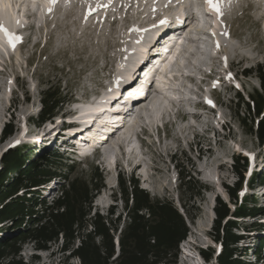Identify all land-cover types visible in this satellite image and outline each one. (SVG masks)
<instances>
[{"label": "rangeland", "instance_id": "obj_1", "mask_svg": "<svg viewBox=\"0 0 264 264\" xmlns=\"http://www.w3.org/2000/svg\"><path fill=\"white\" fill-rule=\"evenodd\" d=\"M195 1L187 0L186 5H179L180 8L176 7L173 12L170 9L172 7L165 10L161 7L163 12L160 13V10H154L155 8L150 6H155L151 2L145 4L147 0H57L54 5L51 4V8L54 6V9L48 17H44L39 6L40 0L38 3L31 1V6L35 9L33 13L28 10L29 0H12L3 5V9H0V23L7 17L19 19L17 23L22 27L19 33L24 41L21 45L17 44L14 50L7 48V44L0 43V172L3 169L1 160L7 151H20L27 155L28 162H33L43 155L55 154L53 151L58 150L54 139L46 132L49 123L38 122L44 91L53 88L66 96L67 102L58 117L69 114L70 107L76 99L82 98V103L75 102V108L80 111L92 108L93 102H87L89 95L96 94L98 99H101L110 91L98 85L105 83L104 76L113 70L117 76L124 75V67L136 52L138 45L157 30V25L165 21L167 16L186 14L184 11L192 7V2L198 3ZM233 1L235 6L222 18L215 14L207 18L203 14V22L206 19L213 24L209 27H213L211 31L215 37L206 34L204 37L207 40L195 42L196 44L188 37L183 38V44L191 45L194 52L199 48L203 51L201 45L207 48L206 45L210 43L212 47L207 50L210 49L211 56H205L207 63L196 68L191 64L193 62L191 54L183 52L180 47L183 63L185 62L189 68L185 69L183 65L182 71H177L178 74L171 75L172 78L166 80V84L173 88L177 99H168L164 94L158 96L165 103L164 108L157 118L144 117L148 127L173 118L176 125L170 123L165 126L166 133L158 128V136L157 130L154 129L153 136L146 134L147 140L141 139L143 141H140V144L134 140L126 146L128 152L126 156L123 149H118L124 145L121 143L120 146L109 149L112 153L108 160H105L106 166L111 167L110 157L114 154L113 159L118 160L116 161L119 179L123 180L131 178L132 169L135 170L134 163L140 162L141 167L136 169L132 176L139 181L140 188L148 186L151 190L148 193L152 199L166 200L178 207L179 196L182 194L179 191L180 174L189 175L192 181H198L200 186L198 198L192 199L190 193L183 192L185 202L189 204L196 220L188 222L189 232L179 245L174 264H218L214 255L210 260H206L203 255V252L216 254L217 250L213 247L219 248L220 245L215 244L213 238L215 217L211 220L210 213L213 211L215 216L214 207L218 200L229 203L228 188H236L239 181V175L235 171L237 159H240L239 165H236L240 171L247 166L243 183L244 192L248 195L255 193V197L258 196L257 205L264 207L262 197L264 189L259 188L257 183L253 191L247 190L253 174L256 172L258 177L262 178L264 173L262 166L264 144H261L255 133H252L255 131L254 124L250 122L247 107L240 102L239 97L247 101L248 95L255 90L264 92L260 85L261 77L264 76V0ZM101 3L107 7L103 5V10L99 9L98 13L92 15ZM174 3L178 4L176 1ZM98 14L100 17L103 15L101 20ZM158 15L161 17L156 24ZM177 17L179 18V16L175 18ZM15 33L19 34L17 31ZM214 39L217 40L218 47L213 46ZM229 45L226 51L228 48L226 46ZM122 50H128L129 53L119 64ZM199 50L198 55L204 57ZM217 55H223L227 64L221 62L219 58L212 57ZM208 63L227 73L228 79L223 80L218 86L207 82L204 83L205 90L203 88L194 90L195 84L192 81L196 80L195 76L204 75L203 69L209 68ZM227 68L232 73H228ZM182 75L194 77L188 81ZM215 87L219 88V91L215 90ZM201 93L206 96L212 95L220 103L216 106V112L207 109L200 111V106H195L193 99L199 98ZM193 109L197 110L192 111ZM185 112L191 113L185 115ZM193 112L196 114L191 115ZM140 117L137 116L135 121ZM137 124L138 129L140 122ZM7 128L13 129L14 133L8 139H4L2 132ZM57 129L60 130V126ZM197 143L198 147L195 146ZM244 157L247 158V162L241 160ZM99 159L100 155H96L86 164L76 165L70 176L89 180L94 170L98 169L99 174L103 176L104 189L92 202V215L97 213L106 217L113 208V216L110 218L114 225L119 226L120 232L129 219L126 217L124 201L120 199L119 180L116 184L114 170H105ZM206 178L211 182L207 183ZM145 179L148 180L144 181ZM51 193L50 191L44 193L48 202L52 198ZM112 203L116 205L113 206ZM8 227L10 226L5 222H0V244L9 242L18 235L16 228L9 230ZM237 227L250 230L245 243L235 245L239 253H244V264H250L254 261L253 253L257 250L260 239L264 238L262 228L264 216L245 218L239 221ZM90 230L91 227L88 228V231ZM79 244V240H76L72 248L76 249ZM63 245L60 237L58 241L48 244L46 251H39L28 241L19 247L18 253H11L13 255L11 258L21 264H81L71 250L65 251ZM243 247L247 249L244 251ZM259 264H264V259Z\"/></svg>", "mask_w": 264, "mask_h": 264}, {"label": "trees", "instance_id": "obj_2", "mask_svg": "<svg viewBox=\"0 0 264 264\" xmlns=\"http://www.w3.org/2000/svg\"><path fill=\"white\" fill-rule=\"evenodd\" d=\"M264 88V76L262 75ZM251 103L246 105L250 122L258 119L254 132L257 139L264 143V94L255 91L250 95ZM66 98L53 88L44 91L43 108L39 115V123H44L58 115L63 109ZM253 116V118H252ZM245 120L243 119V122ZM254 126V125H253ZM14 133L13 129L4 130V139ZM247 162L246 158L241 159ZM27 155L20 151H8L2 157L3 169L0 172V222L8 224L9 230L15 229L18 235L9 242L0 244V264H21L11 258L18 253L19 247L32 242L39 251H46L48 244L62 237L65 251H72L81 264H174L178 256V248L188 235V222H194L196 216L191 213L189 204L185 202L183 192L190 193L193 198L200 195L198 181L191 176L181 174L179 187L180 203L185 217L171 202L151 199L142 190L138 181L120 180V193L126 203V217L129 219L119 232V226L113 224V211L110 216L92 215V201L95 193L103 187V177L94 172L89 180L80 177L68 179L66 186L52 204L41 200L36 188L45 185L53 177L58 176V161L42 159L28 162ZM240 159L236 160L239 165ZM235 165L240 182L236 188H228L231 203L235 206L232 211L229 205L218 200L214 210L213 232L214 240L221 242L223 252L217 258L218 264H244L237 257L235 245L241 236L234 231L238 229L236 219L264 216V207L257 205L253 195L244 196L239 200V192L244 179L243 171ZM61 171V168H59ZM254 182L262 181L255 177ZM131 198L132 205L128 203ZM190 201V200H189ZM27 222V223H26ZM25 224V225H24ZM91 230L88 231V228ZM114 234H117L115 236ZM118 237L120 252L116 255L115 240ZM79 240V245L73 249V244ZM257 259L264 258V239L256 252ZM206 260L212 255L203 252Z\"/></svg>", "mask_w": 264, "mask_h": 264}, {"label": "bare ground", "instance_id": "obj_3", "mask_svg": "<svg viewBox=\"0 0 264 264\" xmlns=\"http://www.w3.org/2000/svg\"><path fill=\"white\" fill-rule=\"evenodd\" d=\"M178 4V6L179 5H186L187 4V0H175ZM194 1V0H193ZM10 2H12V0H2V1H0V9L2 10L3 9V5H6L7 3H10ZM40 3H41V5H39V6H41L45 11H48V9H49V7H51V4H50V0H40ZM153 5H155V4H157V3H152ZM108 5H110V3L108 4ZM181 6V7H182ZM192 7L193 6H198V3L197 4H194L193 2H192V5H191ZM103 7H107V5H104ZM39 8V7H38ZM179 8H180V6H179ZM103 10V8L101 9L100 7H97L96 9H95V12L92 14V15H94V14H96V13H98V10ZM168 9V8H167ZM89 12V11H88ZM182 15H183V13H182ZM185 15V14H184ZM200 15H201V17H200V19L199 20H195L196 21V24H195V26H193V27H191V29H190V31L187 33V36L189 37L188 39H190L191 41H192V43L194 42H198V43H200L201 41H203L201 38H199L201 35L202 36H204V35H206V32H207V30L209 29V23L206 21V19H205V23L203 22V13L201 14V12H200ZM2 18H3V16H2ZM1 19V18H0ZM161 24V23H160ZM185 27L186 26H184V28H183V30L185 29ZM214 27H216L215 25H214ZM187 28V27H186ZM211 28H213V27H211ZM264 28V27H263ZM5 29H7L8 31H10L11 33H15L16 31L19 33L20 31H22V27L17 23V20L16 19H13V17H7V19H5L2 23H0V43H4V45H6V43H8L9 42V37L7 36V34H6V32H5ZM188 29V28H187ZM216 29V28H215ZM182 30V31H183ZM218 31V30H217ZM217 33V32H216ZM222 33V32H221ZM220 33V34H221ZM215 34V33H214ZM217 36V35H216ZM218 37V36H217ZM8 39V40H7ZM205 39V38H204ZM220 39V38H219ZM206 40V39H205ZM223 40V39H222ZM186 44V43H185ZM189 44V43H188ZM187 44V45H188ZM196 44V43H195ZM207 48H210V44L208 43L207 45ZM10 49H13L12 48V46H8ZM182 48L183 49V52H187L188 54L190 53L191 54V58H192V60H193V62L191 63L192 65H194V67H196V68H198L199 67V65H202L203 63L205 64V63H207V60H206V58H205V56H210V55H208V50H207V48L206 47H204L203 49V51H200L199 49V52H201L202 53V55H204V57L202 56V57H200V55H198V50H196V52H194L193 51V48L191 47V45H188V46H183V44H181V45H178V48H176V46H175V49H174V52L176 53V57H175V60L172 62V63H169V68H171V69H173L174 70V72L175 71H182L183 70V65H184V68L185 69H188L189 68V66L184 62L183 63V57L181 56L182 54H180V51H177L176 49H178L179 50V48ZM194 47V46H193ZM226 47H228L227 49H226V51L229 49V47H230V45L229 46H226ZM17 49V48H16ZM189 54V55H190ZM165 69H166V67H165ZM182 77H184L183 75H182ZM194 76H192V75H190V76H188V77H186V79L188 80V81H190V79H192ZM161 79V82H163V79L162 78H160ZM184 79H185V77H184ZM193 80V79H192ZM185 82V81H184ZM161 94V93H160ZM163 94V93H162ZM161 94V95H162ZM163 96V95H162ZM164 97H166L167 98V96L166 95H164ZM145 102H147V100H145ZM164 106H165V103L164 102H162L160 99H159V97H158V95H156L154 98H152L151 99V101L149 102V104L147 105V106H143V107H141V109L139 110V113L136 115V117L138 116V117H147L148 118V116L150 117V118H157L158 117V115H159V113L162 111V108H164ZM92 111V108H90L89 107V109L88 110H85V111H79L81 114H83V113H86V118H91L92 117V113H90ZM191 112H185V115H189ZM196 114V112H193V114H191V115H195ZM199 115V114H198ZM202 116V115H201ZM83 119V118H82ZM139 119V118H138ZM137 122H138V120H134V124L133 125H131V126H129V127H127L126 128V130L124 131V134L122 135V136H120V137H115L116 136V134L115 135H112V137H111V140L110 141H108L105 145H107L106 147H108V149H106V147H105V150L103 151V153H104V159L107 161L108 160V157L110 156V154L112 153V151H110L109 152V149H114V148H116L117 146H120V144L121 143H126V142H130V140L133 138V137H135V135H136V133H137V126H138V124H137ZM109 145V146H108ZM114 151V150H113ZM116 165H118V163L116 164ZM141 167V165H140V162H135L134 163V168L135 169H139ZM206 181H207V183H210L211 181L208 179V178H206L205 179ZM211 210H212V208H211ZM211 220H212V218H214L215 216H214V213H213V211H211Z\"/></svg>", "mask_w": 264, "mask_h": 264}, {"label": "snow or ice", "instance_id": "obj_4", "mask_svg": "<svg viewBox=\"0 0 264 264\" xmlns=\"http://www.w3.org/2000/svg\"><path fill=\"white\" fill-rule=\"evenodd\" d=\"M206 2L208 3L211 10L216 11L218 15H221V16L223 15L222 0H206ZM55 3H57V0H50V4L54 5ZM48 11L51 12L52 8L49 7ZM17 22L19 23V21H17ZM161 23H165V21H162ZM5 32H6L7 36L9 37V43L14 50L15 46H16V42L22 40V37L14 35L10 31H8L7 29H5ZM209 103H212V102L209 101Z\"/></svg>", "mask_w": 264, "mask_h": 264}]
</instances>
